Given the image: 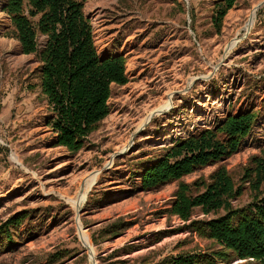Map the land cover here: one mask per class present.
<instances>
[{
    "label": "rangeland",
    "instance_id": "1",
    "mask_svg": "<svg viewBox=\"0 0 264 264\" xmlns=\"http://www.w3.org/2000/svg\"><path fill=\"white\" fill-rule=\"evenodd\" d=\"M217 1L87 2L94 43L96 33L101 41L95 43L100 57L124 56L129 82L112 86L110 114L86 146L72 152L56 146L57 134L48 125L53 117L49 104L38 118L16 115V103L29 95L41 93L34 100L41 106L48 101L38 71L30 74L34 63L41 64L35 55L23 54L20 42L8 34L12 23L3 12L5 0H0V223L24 212L30 215L15 233L14 244L0 250V264H93L78 226L89 236L97 264H155L170 256L219 249L189 230L192 222L211 215L197 209L186 222L170 213L180 183L208 181L221 166L237 187H244L232 201L234 208H244L254 198L241 179L244 167L264 147V0H238L220 32L211 23ZM256 8L253 27L246 29ZM235 40L239 44L231 52ZM169 93L172 109L138 133L144 118L164 105ZM252 110L260 112L259 120L236 154L160 189L142 190L143 170L157 164L174 141ZM43 113L47 116L40 120ZM94 172L100 173L87 187L78 212L70 200H77L86 186L83 180ZM122 223L130 227L120 235H102L103 229Z\"/></svg>",
    "mask_w": 264,
    "mask_h": 264
},
{
    "label": "trees",
    "instance_id": "2",
    "mask_svg": "<svg viewBox=\"0 0 264 264\" xmlns=\"http://www.w3.org/2000/svg\"><path fill=\"white\" fill-rule=\"evenodd\" d=\"M88 1L5 0L3 7L12 23L8 34L20 42L23 54L35 55L41 64L40 87L53 115L48 125L57 134L56 146L72 152L83 149L110 114L112 86L129 82L124 56L100 57L92 22L85 13ZM237 2L219 0L214 4L211 23L216 32L221 31L224 18ZM42 37L46 38L43 44ZM259 116L256 110L229 115L214 128L177 139L157 164L143 170L142 190L160 189L197 169L230 158L240 150ZM261 152L243 169L242 184L254 192L253 201L244 208L232 205L244 187H237L224 166L208 181L180 183L170 213L186 222L197 209L211 215L208 220L192 222L189 230L219 249L170 256L155 264H224L236 260L264 264V147ZM200 187L204 190L199 191ZM29 218L24 212L0 223V250L14 244L15 233ZM129 227L128 223L109 226L102 235L116 237Z\"/></svg>",
    "mask_w": 264,
    "mask_h": 264
},
{
    "label": "bare ground",
    "instance_id": "3",
    "mask_svg": "<svg viewBox=\"0 0 264 264\" xmlns=\"http://www.w3.org/2000/svg\"><path fill=\"white\" fill-rule=\"evenodd\" d=\"M259 7V6H258ZM257 7V8H258ZM257 8L256 9H253L251 12H250V19H249V22L247 24V27L246 29H251L253 27V24H254V19H255V15H256V12H257ZM239 44V40H235L233 42H231V45L229 46V51H233L237 45ZM172 93H169L167 95V98H166V102L164 105H162L161 107L151 111L147 116L146 118H144V120L142 121V123L140 124L139 126V129L143 128L145 125H147L154 117L156 116H161V115H164L166 113H168L171 109H172ZM125 150H126V147H125ZM115 156L113 157V159L109 162L110 164H112L113 160H114ZM16 161V160H15ZM99 175V173L97 172H94L88 176H86V178L83 180V183H85V189L83 191V193L81 192L80 190V194H79V197L77 198V200H70V204L76 209L78 210L79 207H81L83 205V202L84 200L86 201V189L87 187H90L92 185H94V183H96V179H97V176ZM78 221V220H77ZM79 222V221H78ZM81 229L79 226H78V231H79V235H80V238H81V241L84 245V247L87 249L88 253L91 252V258L93 259L94 258V251H93V247H92V244H91V241H90V238L89 236L86 234V232H81ZM91 259V260H92ZM95 259V258H94Z\"/></svg>",
    "mask_w": 264,
    "mask_h": 264
},
{
    "label": "crops",
    "instance_id": "4",
    "mask_svg": "<svg viewBox=\"0 0 264 264\" xmlns=\"http://www.w3.org/2000/svg\"><path fill=\"white\" fill-rule=\"evenodd\" d=\"M102 5V7H103V5H104V3L102 4V3H99V4H94L93 3V5H96V6H99V5ZM101 7V8H102ZM101 8H98L97 10H99L100 12L102 11V9ZM0 31H2V27L0 26ZM2 32H0V34H1ZM105 45V44H104ZM105 46H109V45H105ZM108 50L109 49H106V54L108 53ZM113 50V47L112 48H110V50H109V52L110 51H112ZM119 55V54H118ZM117 54H112V55H109V57H115V56H118ZM23 58V60H26V59H28L27 57H22ZM40 68V66L38 67V65H37V63H34L33 65H32V69L30 70V74H36V72L38 71V69ZM33 77V76H32ZM27 78H29L28 76H27ZM26 78V79H27ZM25 79V80H26ZM26 93V91H24L23 92V94H25ZM40 94L41 93H35V94H33V95H29L28 97H26V98H24L23 100H20L18 103H16V106H15V109H16V115H19V114H21L22 112H24L21 116H18V119L20 118L21 119V117H29V118H31V117H33L34 116V118H38L37 117V113L38 112H43L44 111V109L45 108H47L48 107V102H47V104H44V105H40L39 104V102L37 101H35L34 102V100H35V96H40ZM42 96H44V95H42ZM6 104H8V102L6 101ZM9 105V104H8ZM8 105H5V106H3V108H5V110H9L10 108H9V106ZM33 114V115H32ZM39 116H42L41 118H40V120H45V118H46V116H47V114H39ZM43 117H45V118H43ZM40 120H38V121H40Z\"/></svg>",
    "mask_w": 264,
    "mask_h": 264
},
{
    "label": "water",
    "instance_id": "5",
    "mask_svg": "<svg viewBox=\"0 0 264 264\" xmlns=\"http://www.w3.org/2000/svg\"><path fill=\"white\" fill-rule=\"evenodd\" d=\"M145 126H146V125H145ZM145 126H144L140 131H138V133L141 132V131H143V130L145 129ZM133 139H134V136H133V138H132V140H131L130 145H129L128 148H130V146L132 145V143H133ZM120 155H121V153H120V154H117L116 157H117V156H120ZM98 173H100V172H98ZM81 208H82V207H79V208H78V212H81ZM78 221H79V219H78ZM89 256H90V260H91V259H92V258H91V252L89 253ZM94 258H95V255H94ZM94 258L91 260V262H92L93 264H97L96 259H94Z\"/></svg>",
    "mask_w": 264,
    "mask_h": 264
},
{
    "label": "built area",
    "instance_id": "6",
    "mask_svg": "<svg viewBox=\"0 0 264 264\" xmlns=\"http://www.w3.org/2000/svg\"><path fill=\"white\" fill-rule=\"evenodd\" d=\"M95 17H96L95 14L92 15V20H93L94 22H96V21H95ZM90 18H91V17H90ZM94 25H95V24H94ZM99 42H101V41H100V39H99V36H97V33H96L95 43H96V44H99ZM99 55H100V53H99ZM100 56H101V55H100Z\"/></svg>",
    "mask_w": 264,
    "mask_h": 264
}]
</instances>
